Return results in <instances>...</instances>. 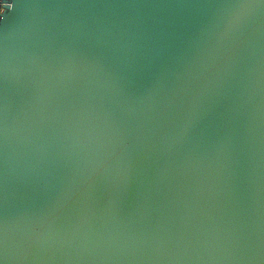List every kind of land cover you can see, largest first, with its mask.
Masks as SVG:
<instances>
[{"label": "water", "instance_id": "obj_1", "mask_svg": "<svg viewBox=\"0 0 264 264\" xmlns=\"http://www.w3.org/2000/svg\"><path fill=\"white\" fill-rule=\"evenodd\" d=\"M5 58V264H264L259 0H7Z\"/></svg>", "mask_w": 264, "mask_h": 264}, {"label": "snow or ice", "instance_id": "obj_2", "mask_svg": "<svg viewBox=\"0 0 264 264\" xmlns=\"http://www.w3.org/2000/svg\"><path fill=\"white\" fill-rule=\"evenodd\" d=\"M261 5H264V0H259ZM232 7L253 8L255 3H242L231 5ZM8 136V70L7 60H3L2 68H0V144H2L5 152L7 148ZM8 259V222L5 215L0 221V264H5Z\"/></svg>", "mask_w": 264, "mask_h": 264}, {"label": "built area", "instance_id": "obj_3", "mask_svg": "<svg viewBox=\"0 0 264 264\" xmlns=\"http://www.w3.org/2000/svg\"><path fill=\"white\" fill-rule=\"evenodd\" d=\"M5 1H7V0H0V13H2V11H3V6L5 4Z\"/></svg>", "mask_w": 264, "mask_h": 264}]
</instances>
